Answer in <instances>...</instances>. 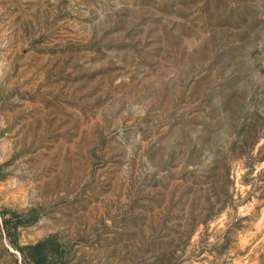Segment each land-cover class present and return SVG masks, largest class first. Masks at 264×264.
<instances>
[{"label": "rangeland", "instance_id": "rangeland-1", "mask_svg": "<svg viewBox=\"0 0 264 264\" xmlns=\"http://www.w3.org/2000/svg\"><path fill=\"white\" fill-rule=\"evenodd\" d=\"M0 264H264V0H0Z\"/></svg>", "mask_w": 264, "mask_h": 264}, {"label": "trees", "instance_id": "trees-1", "mask_svg": "<svg viewBox=\"0 0 264 264\" xmlns=\"http://www.w3.org/2000/svg\"><path fill=\"white\" fill-rule=\"evenodd\" d=\"M40 245L39 244H37V245H35V246H33L34 248H37V247H39ZM37 257H41V260H45L46 258H45V256H40V254L39 253H37Z\"/></svg>", "mask_w": 264, "mask_h": 264}]
</instances>
